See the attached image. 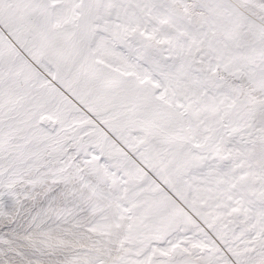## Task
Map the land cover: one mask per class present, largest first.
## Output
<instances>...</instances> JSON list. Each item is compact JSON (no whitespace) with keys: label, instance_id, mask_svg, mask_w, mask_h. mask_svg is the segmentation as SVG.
Listing matches in <instances>:
<instances>
[{"label":"bare ground","instance_id":"1","mask_svg":"<svg viewBox=\"0 0 264 264\" xmlns=\"http://www.w3.org/2000/svg\"><path fill=\"white\" fill-rule=\"evenodd\" d=\"M164 1L0 0V17L20 23L71 74L97 116L169 182L167 190L153 182L45 80L23 55L39 60V54L5 22L0 217L14 218L33 199L44 207L18 225V236L0 239V264H193L188 247L211 246L202 222L245 264H264V0L231 1L228 17L224 5L211 3L197 26L177 28L168 23L173 17L163 12ZM142 7L148 27L170 39L168 51L150 48L136 30L134 40L128 37ZM30 14L38 25L27 20ZM213 31L224 34L217 49ZM243 31L248 41L240 40ZM201 39L207 40L199 47L202 68L214 56L230 75L243 70L252 83L249 100L214 75L200 89L202 70L191 54ZM171 195L186 199L197 215ZM170 248L177 257L162 258ZM212 250L204 258L215 260Z\"/></svg>","mask_w":264,"mask_h":264},{"label":"rangeland","instance_id":"2","mask_svg":"<svg viewBox=\"0 0 264 264\" xmlns=\"http://www.w3.org/2000/svg\"><path fill=\"white\" fill-rule=\"evenodd\" d=\"M217 1H220L221 4L219 2H217ZM217 1H214V0H165L164 1V5L162 7V10H163V12L165 14L168 13V14H170L173 17V20L171 19L168 22L170 24V26L173 27V28H175V27L177 28L176 24H179V23L181 25L182 24H189L190 26L191 25H196L197 26L199 24V22H201V20L206 19V15H207V17L209 16V14H207L208 13L207 9H209V6H211V3L213 4V3L216 2V4L219 5L220 7L224 5L223 7H221V8L219 7V8H220L221 11H223L225 9L224 10L225 13H228V11L230 10L229 9L230 8L229 5L232 3L231 1H233V3H235V4H236V2H239L238 0L237 1L236 0H217ZM242 1H244V0H242ZM242 1L240 0V2L237 3V4L242 5V3H241ZM226 2H230V3L229 4L227 3V5H226ZM240 5H238V6L240 7ZM226 6H227V9H226ZM143 11L146 13V10L142 7V9L139 10V16L140 17H138V18H140L139 19L140 22L138 20L137 24H135L136 26L134 25L135 27L130 29V31L128 32V37L130 39L134 40V38H136V36L134 37L133 35L134 34L136 35V33H135V30H136L137 33L140 34V35L139 34L138 35L145 39V42L147 43V45L150 48H153L154 50H157V51H159L161 53L165 52V51H168L172 47V43H171L170 39L168 40V36H161V35L159 36V34L157 32L151 30L150 27H148L149 26V21L146 19L145 13ZM224 11L222 13H224ZM230 11H229V14H223V15H227V17L231 16L230 14H232V12H230ZM249 12L250 11H248V13ZM4 16H6V19H5ZM7 16L8 15H3L2 17H0L1 22H3V23L0 22V31L3 32V33L5 32L4 35H6V33H7V29L6 28L7 27H6L5 22L10 24L12 27H14L16 29L17 32L19 31L18 32L19 34L22 32L21 33L22 35L20 34L22 36V39H24V40L29 42L30 47H32L34 49L33 52L36 51L35 52L36 55H37V53L39 54V55H37L39 60H33L29 56H27L25 53H23V55L27 59L28 63H30V65L45 80H47L51 85L54 83L53 86L55 88L57 87L58 90L60 89V93L62 92L61 94L63 96L65 95L64 97L67 100H69L70 102L72 101V104L74 106H76L77 109L79 108L78 110L79 111L81 110V113L83 112L82 114L84 116L86 115L85 117H88V118L90 117L89 120L94 122L95 124H97V126L104 132V134L108 138H110L116 144V146L119 147V149H121V150L123 149L122 152L126 156H128L129 159H131L134 163H136L140 168H142L141 170H142V172L145 175L148 174L147 176L149 178L151 177L150 179L153 182H155L156 184L158 183V185L160 187H162L163 189L167 190L169 182H168L167 179H165L163 177V175L159 171H157V169L155 167V166H157V164H155L154 167L152 165H149L145 161L142 153L136 151L137 149L136 148L134 149L132 146H130L128 142L125 143L127 141V138L124 136V134H121L117 130H116L117 132L114 133L115 130L112 129L111 127H109L102 119L99 118V116H97L96 111L93 110L91 103L88 102V99L86 97L80 96L79 92H77L78 91L77 90L78 87L74 86V85H77V84H75L76 81H75V79H73L71 74H66V73L62 72V70L60 69L58 63L55 61V59L50 54H48V51L45 50L47 52L46 53L44 51V49H42L40 46H37L38 43L35 42V41L33 42V40H31L29 38V36L25 33V31H23L22 28L20 27V25H19L20 23H17L14 20V18H11L10 16H8V18H9V20H8ZM29 16H28L29 18L27 20L28 21L30 20L33 26L39 24L38 21L37 22L34 21V17H36L35 15L30 14ZM162 17L163 16H160L158 20H161L162 23H166V21ZM174 19H175V21H174ZM183 21H184V23H181ZM173 22L175 24H173ZM138 23H139V25H138ZM174 25H176V26H174ZM178 26H180V25H178ZM20 28H21V30H20ZM243 32L244 33L241 34V32H240V34H239V38H241L240 40L241 41H248L250 39V36L248 34H246L245 31H243ZM223 39H224V34L222 33V31H213V33H211L210 36H209L210 42H212L214 44L213 45L214 49H217L218 45L219 46L221 45ZM30 40H31V42H30ZM206 41L207 40L201 39L199 41V44L197 45V48L194 49L193 54H191V57H193V59H194V64L198 68H201V70H202L201 76H199L200 77V82H201L200 83L201 84L200 85V89L202 90V88H203V90L206 91L207 83H209L207 79H209L211 77V75H214V76H216V79H219L221 81L223 86L226 85L225 86L226 88H228V86L230 87V85H232V87L234 86V88L237 91L236 92L237 94L235 96L236 97L239 96V97H237L238 99L247 100L248 98H251L253 96L252 92H251V89H249L247 87H250V85L252 83H251V80L247 76H245L246 73L243 70H240V71L236 72V75H234L235 73H232L230 75V74H228V73L223 71V69L221 68L220 64L216 60H214V56H212L213 59H212V57L210 58L209 66L207 68H202L203 67V62H202V59H201L202 55L199 54L200 53L199 47L203 46ZM13 45L17 49H19L17 44L15 45L13 43ZM38 47H40L39 50H38ZM41 49L43 51H41ZM47 54L50 55V56H47ZM97 56H98L97 57L98 59L102 58V56L100 54H98ZM192 63H193V60H192ZM47 71H49V73ZM68 76H69V78H68ZM58 80H59V82H58ZM63 82H66V83H63ZM72 86H73V88H72ZM256 89L257 90L253 91L254 95L257 94L258 91L260 90V88H256ZM246 90H249L248 93H247ZM71 92H73V93H71ZM73 94L75 96H73ZM242 95L243 96L245 95V96L243 97ZM240 97H242V98H240ZM77 98L79 100L83 99L84 103H81L80 101H82V100L79 101ZM74 103L77 104V105H75ZM87 104H89V105H87ZM88 106H89V108H88ZM91 110H93V111H91ZM92 112H94V113H92ZM68 144L70 146L68 145L67 146L68 148L67 147L66 148L67 149H72L73 148L72 142H70ZM154 170H155V172H154ZM82 192L84 193V191H82V189H81V193H79V191H78V193L80 195H82ZM172 197H174L176 199V201L178 200L177 203L179 204V206L182 205V207H183V208L181 207L182 209H184V210H186L188 212L191 210L190 213H193V211L195 210L194 211V215H197V212H196L197 208L195 207L196 209H193L194 207L192 205L190 206V204L186 202V199H183V198L181 199L180 197H177L176 195L172 196ZM179 198H180V200H179ZM13 199H11L9 201V203L11 205H16L17 202L15 200L13 201ZM4 200H5V198H3L1 201H4ZM186 206H187L188 209L186 208ZM189 206L193 207V208L190 209ZM43 207H44V205H43V201L41 199H38V201L36 199H33L32 202H24L17 208L16 214H15V217H14L15 219L14 218H10V217L1 216L0 217V239L3 238L5 234H9L10 235L11 233H14L15 236H18V233H16V230L19 229V226L22 225V224H26L27 223V219H32L34 215L38 214V211L40 210V208L42 209ZM33 211H34V213H33ZM32 214H33V216H32ZM199 222H202V221H199ZM204 223L205 222H202V223H200V225L201 224L203 225V226H201L203 229H204L205 226L207 227V229L205 227L204 231L206 232L208 230V232H209V233L207 232V235L209 234L207 237H208V240H209V245H211V246H209L210 247L209 248L208 245L202 244L200 242L192 243L190 245L192 247H188V249H187V251H189L188 254H189L190 261L193 264H216V261L218 262V264H245L242 260H240L238 257H236V255L231 251L230 247L227 246V243L224 240H222L219 235H216L215 231H213L212 229L210 230V227H208V225H206V223L204 225ZM30 232H34V229L31 230ZM68 243H71V241L69 240ZM20 246H21L20 244H17L16 247H20ZM205 247H206L207 250L208 249L209 250L205 251L206 250ZM69 248H70L69 251H71V252H74L73 251L74 249H76L75 252L77 251V248H72V249H71V247H69ZM212 248H213V250L211 251V253L213 252V254L214 253L216 254V256H215L216 259L215 260H212V259L209 260V259L204 258V256H205L204 254H206V252H209L210 249H212ZM261 250L263 251L264 248H262ZM160 256L162 258L165 257L164 259H172V258L175 259L177 257V253H174L173 249L170 248L169 250H166L165 252L162 251ZM1 259L2 258L0 257V262L3 261Z\"/></svg>","mask_w":264,"mask_h":264}]
</instances>
